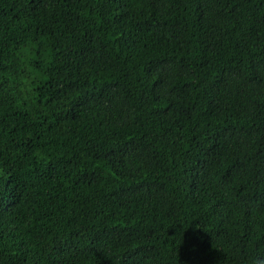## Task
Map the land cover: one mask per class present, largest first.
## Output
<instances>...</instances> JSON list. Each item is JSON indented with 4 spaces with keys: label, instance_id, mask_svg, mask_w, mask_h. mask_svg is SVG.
I'll use <instances>...</instances> for the list:
<instances>
[{
    "label": "trees",
    "instance_id": "16d2710c",
    "mask_svg": "<svg viewBox=\"0 0 264 264\" xmlns=\"http://www.w3.org/2000/svg\"><path fill=\"white\" fill-rule=\"evenodd\" d=\"M0 264H264V0H0Z\"/></svg>",
    "mask_w": 264,
    "mask_h": 264
}]
</instances>
